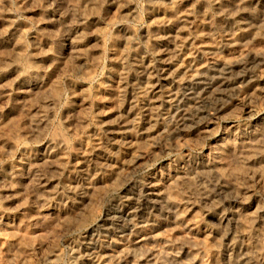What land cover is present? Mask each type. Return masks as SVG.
<instances>
[{
    "label": "rangeland",
    "instance_id": "1",
    "mask_svg": "<svg viewBox=\"0 0 264 264\" xmlns=\"http://www.w3.org/2000/svg\"><path fill=\"white\" fill-rule=\"evenodd\" d=\"M204 8L212 36L190 29L176 68L196 47L225 48L231 35L219 24L228 19L210 0H0V264H97L88 257L95 250L107 264H241L233 241L264 231V213L255 212L264 209V22L231 27L234 40L245 41L237 54L245 67L216 61L223 51L214 60L199 55L197 70L169 81L172 101L153 104L152 78L138 72L140 59L145 68L159 66L161 20L191 10L205 32ZM238 74L244 82L225 85ZM34 80L43 88L32 97L9 96ZM130 136L141 140L129 151ZM229 142L221 162L238 197L217 195L219 208H238L254 224L218 220L199 191H213L204 159ZM150 182L166 188L157 206L145 200ZM128 200L142 201L144 211L121 213ZM135 223L145 227L146 243L132 237Z\"/></svg>",
    "mask_w": 264,
    "mask_h": 264
},
{
    "label": "bare ground",
    "instance_id": "2",
    "mask_svg": "<svg viewBox=\"0 0 264 264\" xmlns=\"http://www.w3.org/2000/svg\"><path fill=\"white\" fill-rule=\"evenodd\" d=\"M5 1V0H4ZM24 1V0H23ZM173 2V1H172ZM20 3V2H19ZM88 3V1H87ZM210 4L211 6L219 13L222 14V16H226V18L228 19V22L226 24H219L220 25V29L222 31L228 32L229 37L226 41L227 44L225 46V48L221 47H213V48H207L204 46H200V47H196L190 58L187 60L186 64L182 67H177L176 68V55L180 52V50H182L184 48V46L190 44V33L189 30L192 29L193 31L192 34H194L195 36H202V35H211V31L212 28H214V23L212 22L213 20H211V14L209 15L207 9H201V13L203 14L204 20H202V24L204 26L207 27V30H205L203 27L201 26V29L199 28L201 24L199 25H195V23L193 22V12L190 10H188V13H182L181 15H179L173 20L170 18H164L163 20H161L159 23V26L157 29H159V34L157 36V43L159 44L158 46H160V50H159V66H157V68L154 70H151V68H145L140 59L139 63H138V72L140 73V75H147L148 78H152L151 81V85L149 87V90L147 91L149 93V95L151 96L150 99L151 101H153V104L160 102V97H166V98H170L172 101L176 95L177 92L172 88V89H167V85L169 83V81L171 79H173L175 76H179L180 74H184V73H189L190 71L192 72V70H197L196 68L194 69L196 65V59L199 55H205V56H210V59L213 58V60L217 57H214L217 52H225L223 53V55L225 54V56H223L222 59H215L216 61H221L223 63V66H226V68L231 69V67L240 64V68L243 65L244 61L241 59H239L240 57L237 56V54L240 53V50L242 47V45H246L243 41H241V39L238 37L236 41V39L234 40V35L235 33H232L231 31V27L235 26V28L237 27H245L248 22L247 20H253V18H258L259 21L264 22V0H210ZM21 5V4H20ZM189 8V7H188ZM198 8V7H197ZM196 11V10H195ZM179 12V11H178ZM184 12V11H183ZM187 12V11H186ZM177 13V12H176ZM166 16V15H165ZM174 16V15H173ZM40 20V19H39ZM219 23L220 20H218ZM12 23V22H11ZM20 25V24H19ZM217 25V24H216ZM199 26V27H198ZM237 26V27H236ZM19 27V26H18ZM194 27V28H193ZM234 28V29H235ZM23 29V28H22ZM27 28H25L26 30ZM230 29V30H229ZM239 31V30H238ZM236 32V31H234ZM255 32V31H254ZM23 33V32H22ZM214 33V32H213ZM238 34V33H236ZM253 35V34H252ZM17 36V35H16ZM156 36V35H155ZM212 36V35H211ZM217 36V35H216ZM237 35H235L236 37ZM36 37V36H35ZM218 38V37H217ZM251 38V37H250ZM37 39V38H36ZM192 39V36H191ZM248 39V37H247ZM257 39V38H256ZM41 40V39H40ZM96 40V39H95ZM250 40V39H249ZM16 41V39H15ZM193 41V40H192ZM219 41V40H218ZM221 41V40H220ZM248 41V40H247ZM255 41V40H254ZM35 42V40H34ZM194 42V41H193ZM197 42V41H196ZM16 43V42H15ZM14 43V44H15ZM37 43V42H36ZM192 43V42H191ZM17 44V43H16ZM193 44V43H192ZM191 44V45H192ZM195 44V43H194ZM202 44V43H201ZM18 45V44H17ZM39 45V44H38ZM37 45V46H38ZM155 45V44H154ZM41 46V45H39ZM48 46V45H47ZM248 46V44H247ZM251 46V45H250ZM18 47V46H17ZM43 47V46H42ZM251 48V47H250ZM40 49V48H39ZM44 49V48H42ZM193 49V48H192ZM51 50V49H50ZM250 50V49H249ZM20 51H23L20 49ZM35 51V50H34ZM157 51V50H156ZM234 53V57L236 54V58L232 59L234 57L233 54H231L230 58V52ZM243 51V49L241 50V52ZM53 52V51H52ZM15 53V52H14ZM226 53L228 55H226ZM244 53V52H243ZM242 53V54H243ZM258 53V52H257ZM13 54V53H12ZM56 54V53H55ZM252 54V53H251ZM253 55V54H252ZM38 56V55H37ZM46 57L48 56L45 55ZM222 56V55H221ZM228 56V58H227ZM241 57H244L243 55H240ZM49 57V56H48ZM47 57V58H48ZM118 57V56H117ZM156 57V56H155ZM183 57V56H182ZM232 57V58H231ZM27 58V57H26ZM25 58V59H26ZM32 58V57H31ZM239 60H238V59ZM28 59V58H27ZM49 59V58H48ZM53 59V58H52ZM51 59V60H52ZM244 59V58H243ZM254 59V58H253ZM54 60V59H53ZM209 60V59H208ZM8 61V60H7ZM38 61V60H37ZM56 61V60H55ZM24 62V61H23ZM34 62V61H33ZM39 62V61H38ZM37 62V63H38ZM44 62V61H43ZM59 62V61H58ZM184 62V63H185ZM254 62V61H253ZM28 63V62H27ZM26 63V64H27ZM40 63V62H39ZM212 63V62H211ZM248 63V62H247ZM30 64V63H29ZM53 64V63H52ZM205 64V63H203ZM40 66V64H37ZM55 66V65H54ZM207 66V65H206ZM247 66V65H246ZM249 66V65H248ZM3 67V66H1ZM245 67V66H244ZM243 67V69H244ZM17 68V67H16ZM28 68V67H27ZM33 68V67H31ZM206 68V67H203ZM26 69V68H25ZM35 69V68H34ZM224 69V68H223ZM237 69V68H236ZM235 69V70H236ZM242 69V68H241ZM7 70V69H6ZM226 70V69H225ZM238 71V70H237ZM195 72V71H194ZM202 72V71H201ZM31 73V72H30ZM1 74V73H0ZM16 74V73H15ZM18 74V73H17ZM16 74V75H17ZM249 74V72H248ZM27 75V74H26ZM31 75V74H30ZM35 75V74H34ZM192 75V74H191ZM225 75V74H224ZM232 75V74H231ZM29 76V75H28ZM229 76V75H228ZM21 77V76H20ZM31 77V76H30ZM37 77V76H36ZM202 77V76H201ZM244 77L243 74H238V76L236 77V82H234L235 80H230L225 82V85L227 84L228 86H233L234 83L237 85L239 82H244L242 81V78ZM23 79V78H22ZM204 79V77H203ZM231 79V78H230ZM246 79V78H245ZM26 80V78H25ZM223 80V79H222ZM226 80V79H225ZM21 81V80H20ZM33 81V80H32ZM136 81V79H135ZM180 81V80H179ZM30 82V81H29ZM171 82V81H170ZM219 82V81H218ZM224 82V81H222ZM220 81V84L222 83ZM27 83V81H26ZM25 84V83H24ZM210 84V83H209ZM240 84V83H239ZM224 85V84H223ZM214 86V85H213ZM223 87V86H222ZM237 87V86H236ZM42 81L39 80H34V83L31 82V84H27L20 92V94H10L9 96L14 97V99L16 101H21V99L24 100V98L27 97H32L33 94L37 91H39L38 89H42ZM46 88V87H45ZM144 88V87H143ZM220 88V87H219ZM231 88V87H230ZM11 89V88H10ZM208 88H206L204 90V92L207 91ZM211 89V88H210ZM209 89V90H210ZM236 89V88H235ZM15 90V89H14ZM18 90V87H17ZM50 91V90H49ZM230 91V89H229ZM7 92V91H6ZM44 92V91H43ZM47 92V91H46ZM0 94H1V90H0ZM4 94V93H2ZM39 94V93H38ZM140 94V93H139ZM215 94H217L215 92ZM43 95V94H42ZM51 95V94H50ZM202 95H206V93L202 94ZM6 96V94H5ZM45 96V95H44ZM201 96V95H200ZM14 101V100H13ZM56 101V100H55ZM15 102V101H14ZM12 104V103H11ZM19 104V103H18ZM22 105V104H20ZM12 107V106H11ZM13 108V107H12ZM148 111V110H147ZM149 112V111H148ZM181 112V111H180ZM129 118V117H127ZM147 118V117H146ZM144 123V122H143ZM147 124V123H146ZM202 126V125H201ZM200 127V126H199ZM203 127V126H202ZM209 127V126H208ZM204 128V127H203ZM144 129V128H143ZM200 129V128H199ZM148 130V129H147ZM202 130V129H200ZM263 130V129H262ZM204 131V130H203ZM202 132V131H201ZM235 132V131H234ZM242 132V131H241ZM245 132V131H244ZM247 132V131H246ZM262 133H264V130L261 131ZM196 133H200V132H196ZM117 134V133H116ZM249 134V133H248ZM198 135V134H197ZM118 136V134H117ZM116 136V137H117ZM149 136V135H148ZM115 137V136H114ZM144 137V136H143ZM234 137V136H233ZM119 138V137H118ZM236 138V137H235ZM257 138V137H255ZM254 140H257L255 139ZM143 139V138H142ZM243 139V138H242ZM119 140V139H118ZM138 140L137 137L135 136H130L129 137V141H128V146L127 149L129 148H133ZM144 140V139H143ZM229 140V138H228ZM253 140V141H254ZM63 141V140H62ZM79 141V140H78ZM101 141V140H100ZM220 141V140H219ZM231 141V140H230ZM11 142V141H10ZM12 143V142H11ZM101 143V142H100ZM224 143V142H223ZM250 143V142H249ZM62 144V143H61ZM140 144V143H138ZM220 144V143H219ZM218 144V146H219ZM236 144V143H234ZM252 144V143H251ZM100 145V144H99ZM227 146H222L221 148H216L214 147L215 153H213L214 155L212 157H209L207 159H204V166H205V170H208L209 172H212L214 174L213 179H211L213 181V191L207 192L204 188H201V190H199L203 196V199L207 202H209L216 210H217V215H218V220H229V222H233L235 225H241L246 221V214L243 213V211H241L240 209L236 208V209H232L229 213H224L220 210L219 206H220V202L217 200V195L218 196H225L228 193H231L232 190L236 191V184L233 183L230 179H228L227 177V173L225 172V169L223 166L224 163L221 162L222 156L224 154L225 149H227V147H232L233 143L229 142L228 144H226ZM98 146V145H97ZM10 147V146H9ZM235 147V146H233ZM245 147V146H244ZM250 147V146H249ZM263 147V146H262ZM135 148V147H134ZM243 148V147H242ZM260 148V147H259ZM56 149V148H55ZM128 149V150H129ZM234 149V148H233ZM124 150V148H123ZM84 151V149H83ZM130 151V150H129ZM214 151V150H213ZM231 151V150H230ZM52 151H50L51 154ZM89 152V151H88ZM212 152V151H211ZM228 152V151H227ZM235 152V151H234ZM62 153H64L62 151ZM87 153V151L85 152ZM230 153V152H229ZM250 153V152H249ZM100 154V153H99ZM246 154V153H245ZM256 154V152H255ZM49 155V154H48ZM52 157H54L53 154H51ZM235 155V154H234ZM253 155V153H252ZM263 155V154H262ZM59 154H57L55 156V159L58 158ZM84 156V155H83ZM46 157V156H45ZM49 157V156H48ZM50 157V158H52ZM62 157V156H61ZM60 157V158H61ZM207 157V156H205ZM226 157V156H225ZM234 157V156H233ZM256 157V156H255ZM260 157V156H259ZM49 158V159H50ZM60 158L58 160H60ZM238 158V157H236ZM44 159V158H43ZM42 160V159H41ZM57 160V159H56ZM227 160V159H226ZM225 160V161H226ZM258 160V159H257ZM24 161V160H23ZM30 161V160H29ZM46 161V160H45ZM54 161V160H52ZM103 161V160H102ZM232 162V161H231ZM250 162V161H249ZM39 163V162H38ZM45 163V162H44ZM63 163V162H62ZM255 163V162H254ZM64 164V163H63ZM201 164V163H200ZM228 164V163H227ZM234 164V163H232ZM22 165V164H21ZM28 165V164H27ZM39 165V164H38ZM41 166V165H40ZM229 166V165H228ZM239 166V165H238ZM241 166V165H240ZM20 167V165H19ZM227 167V166H226ZM120 168V167H119ZM238 168V167H237ZM18 169V168H16ZM21 169V168H20ZM25 170V169H24ZM231 170V168H230ZM229 170V171H230ZM234 170V169H233ZM237 170V169H236ZM115 171V170H114ZM207 171V172H208ZM243 172V171H242ZM244 173V172H243ZM251 173V172H250ZM253 173V172H252ZM35 174V173H34ZM238 174V173H237ZM184 175V174H183ZM208 175V174H207ZM206 175V176H207ZM237 176V175H236ZM204 179V178H203ZM202 179V180H203ZM235 181V180H234ZM237 181V180H236ZM42 183V182H41ZM263 183V182H262ZM239 184V183H238ZM170 186V185H169ZM50 187V186H49ZM171 187V186H170ZM262 187V186H261ZM47 188V187H46ZM166 189V188H164ZM163 188L159 187L158 185L150 182L147 184L145 191L148 193V196H146L145 200H147L150 204H158V202L160 201V199H164L167 198V195L165 193ZM182 189V187H181ZM262 189V188H261ZM43 190V189H42ZM49 190V189H48ZM140 190V189H139ZM184 190V189H183ZM136 191V190H135ZM168 191V190H167ZM231 191V192H230ZM238 191V190H237ZM237 191L235 192V196L238 197V193ZM244 191V190H243ZM50 192V191H49ZM145 192V193H146ZM241 192V191H240ZM168 193V192H167ZM14 194V193H13ZM169 194V193H168ZM174 194V193H173ZM245 194V193H243ZM138 195V196H137ZM136 196L139 197V194H137ZM15 196V195H14ZM17 196V194H16ZM143 194H140V197H142ZM12 197V196H11ZM41 197V196H40ZM47 197V196H46ZM49 197V196H48ZM139 197V198H140ZM174 197V196H173ZM235 197V198H236ZM144 198V197H143ZM142 198V199H143ZM245 198V197H244ZM138 199V198H137ZM16 200V199H15ZM245 200V199H244ZM14 201V200H12ZM135 201H130L128 200L127 203L123 204V210L121 211V213H125V214H129L128 217H137L139 212H143L142 210H140L142 207H140V202L138 200V202ZM195 201V200H194ZM236 201V200H235ZM140 202V203H139ZM147 202V203H148ZM251 202V201H250ZM144 203V202H143ZM259 203V202H258ZM262 203V202H260ZM259 203V205L261 206V204ZM142 204V203H141ZM156 204V206H157ZM247 204V203H246ZM256 204V203H254ZM143 205V204H142ZM144 206V205H143ZM148 206V205H147ZM181 207L179 204L177 205V208ZM229 207V206H228ZM241 207V206H240ZM262 207V206H261ZM144 208V207H143ZM194 208V207H193ZM250 208V207H249ZM150 209V208H149ZM176 209V208H175ZM55 211V210H53ZM178 209L175 210V216H180V214H178ZM252 211V210H250ZM199 212V211H198ZM246 212V211H245ZM255 212H259L258 215L260 216L261 213H264V209H256ZM149 213V212H148ZM205 213V212H204ZM52 214V213H51ZM251 214V213H250ZM255 214V213H254ZM257 214V213H256ZM255 214V215H256ZM257 215V216H258ZM122 216V215H121ZM212 216V213H211ZM246 217V218H245ZM254 217V216H253ZM248 218L250 219V216H248ZM247 218V219H248ZM193 219V218H192ZM207 220V219H206ZM254 218H251L249 223H253L254 224ZM7 221V220H6ZM135 221V220H133ZM1 222H5L4 221V217L0 216V223ZM221 222V221H220ZM256 222V221H255ZM9 222H7V224H9ZM232 223V225H233ZM248 223V224H249ZM261 225H264V221L262 220L261 222H259ZM2 224V223H1ZM246 224V223H245ZM195 225V224H194ZM194 225H192L191 229H194ZM217 225V224H216ZM247 225V224H246ZM245 225V226H246ZM190 226V225H189ZM251 226V225H250ZM253 226V225H252ZM133 229L131 230L132 232V237L134 236L135 239H137V243H139V245H141L140 243L145 242L146 240H148L149 238H146L145 235L143 234L144 232V226L143 225H139V223H135L132 224ZM241 227V226H240ZM239 227V228H240ZM248 227V226H247ZM249 228V227H248ZM242 229V228H241ZM246 229V228H245ZM244 229V231H245ZM126 230V229H125ZM129 231V230H128ZM127 231V232H128ZM112 232V231H111ZM264 231H260V232H255V233H251L249 235L248 238V242L247 243H236V241H233V246L238 247V249L242 252V256L240 257V262L241 264H249V262L253 259V258H260V259H264V243H262V235H263ZM202 233V232H201ZM112 234V233H111ZM118 234V233H117ZM188 234V233H187ZM228 234V233H227ZM215 235V234H214ZM200 236V235H199ZM217 236V235H216ZM114 237V236H113ZM211 240V239H210ZM247 241V240H246ZM264 241V240H263ZM245 242V241H244ZM121 245V243H120ZM230 247V246H229ZM124 249V248H123ZM127 250V249H126ZM105 252V251H104ZM89 259L91 261L96 262L97 264H107L106 260H104L103 256L101 255L100 251H91L88 255ZM109 259V258H108Z\"/></svg>",
    "mask_w": 264,
    "mask_h": 264
}]
</instances>
